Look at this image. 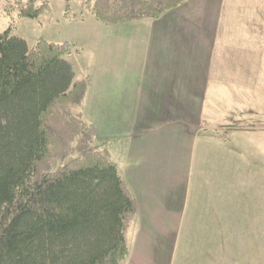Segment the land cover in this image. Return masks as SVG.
<instances>
[{
    "label": "crops",
    "instance_id": "crops-1",
    "mask_svg": "<svg viewBox=\"0 0 264 264\" xmlns=\"http://www.w3.org/2000/svg\"><path fill=\"white\" fill-rule=\"evenodd\" d=\"M226 2L187 0L156 20L99 22V46L65 58L75 81H89L73 113L97 128L96 146L135 199L124 264H264V202L253 178L250 190L249 178L245 191L237 187L240 168L255 166L252 146L238 143L250 129L222 128L258 115L254 53L241 28L229 36L238 26Z\"/></svg>",
    "mask_w": 264,
    "mask_h": 264
},
{
    "label": "trees",
    "instance_id": "trees-1",
    "mask_svg": "<svg viewBox=\"0 0 264 264\" xmlns=\"http://www.w3.org/2000/svg\"><path fill=\"white\" fill-rule=\"evenodd\" d=\"M3 1L10 25L0 36V264H124L136 203L110 154L96 146L97 128L72 113L89 85L74 80L65 59L73 46L39 38L30 48L12 36L14 16L36 20L49 4ZM186 1L81 5L104 25H118L159 19Z\"/></svg>",
    "mask_w": 264,
    "mask_h": 264
},
{
    "label": "rangeland",
    "instance_id": "rangeland-1",
    "mask_svg": "<svg viewBox=\"0 0 264 264\" xmlns=\"http://www.w3.org/2000/svg\"><path fill=\"white\" fill-rule=\"evenodd\" d=\"M43 2L49 4L50 11L36 20L19 19L14 16L16 28L12 31V36L25 40L30 48L39 38L56 44L69 43L73 48L75 47L77 52L83 50L89 52L99 46L100 27L97 24L99 21L82 7L81 0H38V5ZM226 3L228 5L226 17L230 18L232 25L238 26L235 32L230 31L229 36L236 37L241 28L244 39L249 41L248 48L254 53L256 88L253 98L254 110L258 115L249 117L247 123H253L255 120L264 122V0H227ZM4 8L5 3L0 0V36L10 25V19L4 16ZM245 126L246 124L240 123L239 128H245ZM257 128L240 132L238 136L241 139H238V143L248 142L254 149L255 166L252 171L249 169V174L242 173L244 168H240L237 187L238 191H245L244 179L249 178L250 190V179L253 178L251 188L255 194V200L263 206L264 164L261 163H264V129L258 130ZM225 131L224 129L221 133ZM228 134L231 139L237 137L233 132H228Z\"/></svg>",
    "mask_w": 264,
    "mask_h": 264
}]
</instances>
